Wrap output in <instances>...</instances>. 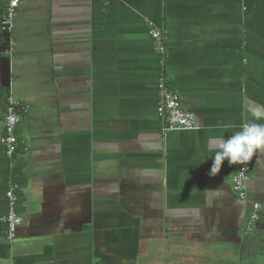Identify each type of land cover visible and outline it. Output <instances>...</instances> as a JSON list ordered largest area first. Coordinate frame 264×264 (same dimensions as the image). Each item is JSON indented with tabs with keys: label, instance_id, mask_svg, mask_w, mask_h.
Returning a JSON list of instances; mask_svg holds the SVG:
<instances>
[{
	"label": "crops",
	"instance_id": "crops-1",
	"mask_svg": "<svg viewBox=\"0 0 264 264\" xmlns=\"http://www.w3.org/2000/svg\"><path fill=\"white\" fill-rule=\"evenodd\" d=\"M18 1L12 53L1 32L0 138L11 92L26 109L9 162L24 221L13 243L0 232V264H264V152L243 201L238 165L210 176L208 148L264 105V0ZM149 23L192 131H162Z\"/></svg>",
	"mask_w": 264,
	"mask_h": 264
},
{
	"label": "built area",
	"instance_id": "built-area-1",
	"mask_svg": "<svg viewBox=\"0 0 264 264\" xmlns=\"http://www.w3.org/2000/svg\"><path fill=\"white\" fill-rule=\"evenodd\" d=\"M18 7V0H9L0 19V29L4 36L7 37L6 40L10 46V53H12L14 46L13 33ZM149 24V33L160 58V74L157 82V112L161 119L162 131L163 133L172 131H192L197 128L195 116L193 113L183 108L180 94L171 88L166 76L167 47L165 44L163 29L153 26L151 23ZM9 90L11 91V85L9 86ZM25 110L26 109L15 99L14 95L9 92L6 97L4 133L0 138V147L3 148L11 162L14 161L15 155L18 151L20 141L17 128L22 122L21 112H24ZM251 165L252 161L244 166L238 165V170L234 177L233 191L243 201H247L248 199L249 183L251 180ZM242 167L244 168V171H241ZM20 192V184L12 180L10 177L5 193L8 210L5 215L0 216V223H3L6 226L5 236L11 243L16 240L18 229L24 221L23 216L16 208L20 199ZM262 210V204L258 202L252 203V212L246 225L247 233L252 231L256 226Z\"/></svg>",
	"mask_w": 264,
	"mask_h": 264
},
{
	"label": "clouds",
	"instance_id": "clouds-1",
	"mask_svg": "<svg viewBox=\"0 0 264 264\" xmlns=\"http://www.w3.org/2000/svg\"><path fill=\"white\" fill-rule=\"evenodd\" d=\"M249 111L253 120L243 123L240 130L235 131L227 140L217 138L208 141L209 150L215 152L210 176L218 175L225 161L229 166H244L253 160L255 154L264 152V123L256 122L264 120V105H251ZM241 171H244L243 167ZM219 191L220 189L217 188L204 192L218 193Z\"/></svg>",
	"mask_w": 264,
	"mask_h": 264
},
{
	"label": "trees",
	"instance_id": "trees-1",
	"mask_svg": "<svg viewBox=\"0 0 264 264\" xmlns=\"http://www.w3.org/2000/svg\"><path fill=\"white\" fill-rule=\"evenodd\" d=\"M4 7L0 10V19L4 13ZM4 38L3 36L1 35V29H0V44L3 42ZM2 152H1V163H0V168L2 169V175L6 181V184L8 186V181H9V178L11 177L12 180H14L15 182H17L18 184H24L25 181L24 179L22 178V175H21V172H20V168L19 167H15L14 170L12 168V171L9 170V162H10V159L8 158V156L6 155L5 151L3 150V148L0 149ZM23 150L22 148V144H20L19 142V147H18V151L16 153V155L18 153H20L21 151ZM20 151V152H19ZM7 189V187H6ZM6 189H5V193H6ZM20 201V199H19ZM5 231H6V226L3 224V223H0V232L4 233L5 234Z\"/></svg>",
	"mask_w": 264,
	"mask_h": 264
}]
</instances>
